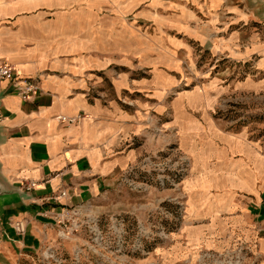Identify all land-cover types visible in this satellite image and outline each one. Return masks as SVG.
<instances>
[{
  "label": "crops",
  "instance_id": "obj_1",
  "mask_svg": "<svg viewBox=\"0 0 264 264\" xmlns=\"http://www.w3.org/2000/svg\"><path fill=\"white\" fill-rule=\"evenodd\" d=\"M1 61L40 90L25 100L0 81V264H39L47 246L94 264L85 231L59 237L60 213L133 210L147 197L123 176L175 141L191 161L186 214L134 264L238 247L264 264V0H0ZM235 99L256 120L229 124Z\"/></svg>",
  "mask_w": 264,
  "mask_h": 264
},
{
  "label": "built area",
  "instance_id": "obj_2",
  "mask_svg": "<svg viewBox=\"0 0 264 264\" xmlns=\"http://www.w3.org/2000/svg\"><path fill=\"white\" fill-rule=\"evenodd\" d=\"M2 80L14 81L25 100L39 94L37 81L34 78L16 79V68L7 61L0 62V81ZM233 101L238 102H231ZM82 116H59V119L71 124ZM242 116L237 117L236 121ZM190 166L189 156L180 150L176 141L171 142L165 150L145 156L137 167L131 168L123 176L122 181L131 191L146 196V199L129 211L99 212L92 201L74 205L60 213L61 217L57 221L60 227L59 237L71 239L85 231V247L95 256L94 264H134L132 261L136 256L149 257L153 246L170 239L171 231L167 224L177 226L184 220L186 195L183 193L182 183ZM35 185V182L30 181L24 188L30 190ZM165 191L169 193L156 195V192ZM64 195L66 192L63 191L60 196ZM60 196L53 198L59 200ZM142 209L148 210L144 216L138 212ZM153 211H157L159 216H154ZM127 214L133 215L139 229L131 244L128 240ZM13 226L21 234L27 229L25 220H16ZM144 240L149 241L150 245L146 246ZM87 254L84 247L78 246L73 251L71 264H82ZM248 256L247 247L225 252L205 250L196 264H245ZM39 264H67V261L53 246H47L39 257Z\"/></svg>",
  "mask_w": 264,
  "mask_h": 264
},
{
  "label": "rangeland",
  "instance_id": "obj_3",
  "mask_svg": "<svg viewBox=\"0 0 264 264\" xmlns=\"http://www.w3.org/2000/svg\"><path fill=\"white\" fill-rule=\"evenodd\" d=\"M235 100L238 101V99H235ZM231 101L232 100H227V101L224 102V104H229L230 106H223L225 108L224 111H223L224 112L223 118L226 119L229 122V124L231 122L236 121V118L242 116L243 114H245L246 116H242L241 119H239L242 122H248V121L251 122L252 120H256V117L258 115L255 114V113L254 114L251 113L250 108H249L250 106L249 107L248 106H239L238 104H237V106H232L233 102H231ZM261 116H264V112L261 113ZM245 117H246V119H244ZM147 211L148 210L142 209L141 212L140 211H138V212H139V214L141 216H144L147 213ZM127 215H128V220H129V223L127 225L128 240H129V243L131 244L135 240V238L137 237V232H138L139 229L137 227L136 219H134L133 215L132 214H127ZM153 215L156 216V217L159 216L157 211H153ZM170 226H171V224L170 225L167 224L168 228ZM160 242L165 243L167 241H160ZM144 244L146 246L150 245L149 241H147V240H144ZM140 258H145V257L144 256H136V259H140ZM135 260L132 261V263H135ZM150 261L151 260L148 259L146 262L149 263Z\"/></svg>",
  "mask_w": 264,
  "mask_h": 264
},
{
  "label": "water",
  "instance_id": "obj_4",
  "mask_svg": "<svg viewBox=\"0 0 264 264\" xmlns=\"http://www.w3.org/2000/svg\"><path fill=\"white\" fill-rule=\"evenodd\" d=\"M1 190H3V188H2L1 185H0V191H1Z\"/></svg>",
  "mask_w": 264,
  "mask_h": 264
}]
</instances>
